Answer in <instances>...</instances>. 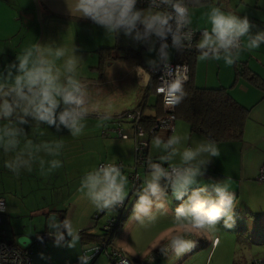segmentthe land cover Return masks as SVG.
<instances>
[{
  "label": "clouds",
  "instance_id": "obj_1",
  "mask_svg": "<svg viewBox=\"0 0 264 264\" xmlns=\"http://www.w3.org/2000/svg\"><path fill=\"white\" fill-rule=\"evenodd\" d=\"M65 2L72 16L90 19L103 27L108 35L123 32L134 41L146 44L149 52L156 51V59H149L147 63L154 70L163 65L168 76L174 72L169 63V36L171 46L183 51L193 47L195 34L199 31L195 43L198 59L223 60L227 66H232L242 52H252L264 44V30L252 34L254 25L246 15L241 17L215 4L201 14V19L206 18L210 28L193 30V11L201 6V0H149L146 9H138L137 0ZM82 61L74 44L68 47L54 42H35L26 46L16 55V60L0 72V121H3L0 123V149L5 154H13L5 161V167L17 177L21 170L32 172L35 163L39 164L42 174L63 166L58 159L64 148L63 139L38 143L29 139L22 127L30 123L29 118L34 122L32 128L38 129L43 124L59 131L63 126L72 137L84 133L92 96L88 84L78 75ZM135 71L143 78L141 83L147 84L151 80V74L143 67L137 66ZM165 84L166 87L160 89L165 107L174 108L188 95L184 81L176 76L165 80ZM110 119V114L101 115L97 127ZM191 139L188 132L178 133L175 129L167 139L153 136L151 146L162 154L157 161H153L151 155L147 158V173L133 192L137 199L127 221L139 226L154 224L158 215H168V204L172 199L181 201L171 220L179 230L166 233L157 245L162 254L176 258L196 246L195 237L217 231L221 221L225 228L235 225L237 197L231 190L232 177L209 183L202 179L211 157L220 156L217 143L208 138L192 141L189 145ZM41 153L51 159L46 160ZM128 185V177L121 166L106 162L84 172L79 191L98 212L113 214L128 197ZM47 225L49 229H55L49 235L57 246L74 248L81 239L80 230L67 217L59 220L53 214ZM95 251L97 248L85 249L78 257V264H90Z\"/></svg>",
  "mask_w": 264,
  "mask_h": 264
},
{
  "label": "crops",
  "instance_id": "obj_2",
  "mask_svg": "<svg viewBox=\"0 0 264 264\" xmlns=\"http://www.w3.org/2000/svg\"><path fill=\"white\" fill-rule=\"evenodd\" d=\"M15 1L14 3L13 1L10 2V0H0V72H3L7 65L14 62L16 55L26 46L35 43L38 36L35 30L37 25L33 14L29 13V8L26 9L24 3L22 4V0ZM213 2L214 0H212V4ZM36 6L42 28V36L38 43L54 42L68 47L74 44L77 49V55L83 58L77 71L79 78L88 84L92 96L89 106L90 111L86 120V128L90 127L88 130L99 132L101 136L107 138L109 134H113L111 130L117 120L129 112L141 110L143 119H156L159 117L158 108L156 107L158 98L150 90V84L153 79L151 78L147 84L141 83L143 78L138 76L135 71L137 66L143 67L146 71L151 68L147 61L156 59V51L149 52L146 44L134 41L132 38L125 36L123 32L117 35H108L103 27L95 24L90 19L72 16L68 11L65 0H36ZM24 10L28 12L26 13ZM239 15L241 17L246 15L254 25L251 28L252 34L264 30V0H252L251 3L247 0H240ZM192 21L191 27L193 29L210 28L205 23L203 25L200 24L199 19L195 16L192 17ZM100 49H113V51H110V55L101 59L98 53ZM171 51L173 52L172 60H174L175 54L173 50ZM128 53H131V55H128ZM198 56L199 53L194 56L193 61L192 82L194 86L208 90L225 89L236 103L249 109V119L245 124L242 139L240 141L217 143L220 156L211 157L210 162L206 166L205 176L202 179L205 183H209L213 180L224 179L227 176L232 177L238 187L236 190V203L239 202V207L236 206V208L239 211H235V213L240 218L239 223L259 226L260 228V231H250L242 224L236 227L235 233L240 237L249 239V241L252 240V247H254L250 251L251 257L249 261L244 264H250L254 260H259L260 264H264V247L257 246L259 244L264 245V183L257 181L259 171L264 167V90L255 88L244 80L234 82L235 70L241 65H245L254 75L264 81V44L252 52H242L240 58L232 66H227L223 60L200 61ZM105 113L110 114L111 119L103 122L102 127H97L98 123H101L99 117ZM29 121V124L22 125L26 133L32 131L34 123L31 118H29ZM87 122H90V125H87ZM178 122H175V130L178 133L188 132L191 135L192 139L188 141L189 145L192 144V141L206 139L201 133H190L187 124V128H185L183 125H177ZM0 123H3V121H0ZM124 128L128 139L121 140L117 138V140L106 141L105 146L108 148V152L95 161L97 166L105 162H124L131 165L124 166L125 168L122 171L130 173L133 164L134 139L131 126L127 121H123ZM50 129L64 141L62 154L58 157L62 161L63 166L52 173L42 174L39 164H36L33 165L32 172L21 170L20 175L17 177L5 167V161L10 159L13 154H5L0 149V196L5 199V214L6 212L10 215L16 214L15 212L20 214V210L14 205V195L16 193L14 188L17 180L20 182L21 193L22 191L26 192L28 189V185L26 186L25 182L29 181V178L41 176L40 181L44 183V187L54 189L57 187V182H67L69 176L73 179L83 174L82 170L87 161L84 160L82 155H68L67 135L61 136L62 133L67 132V129L61 126V129L57 131L54 126L42 124L39 132L48 134ZM104 132H106L105 135H103ZM171 134L159 132L156 136L167 139ZM149 141L148 156L151 155ZM44 158L46 160L51 159V157ZM153 160L158 159L153 158ZM164 165L167 166L166 163ZM139 173L143 178L147 172L143 168H139ZM51 194H53V200L46 204L43 201L36 202V209L26 204L30 214H34L38 210H46L45 213L48 216L55 214L60 220L67 217L71 219L73 225L80 232L87 231V233L81 237L74 248L57 246L54 238L50 239L44 246L34 249L31 264H78L79 255L85 249L93 247L98 242L97 238L100 233L92 230L89 219L96 210L90 206L88 200L86 206L84 200H79L78 205L77 197L74 194H71L67 200L63 199L61 201L59 199L58 201L56 200L57 196H54L53 192ZM171 202L172 204H168V215H158L156 222L153 224L155 228L162 229L164 232L167 230L169 232L179 230V226L174 225L171 220L175 208L181 201L172 199ZM66 204H68V208L65 207ZM62 211H65L63 219L60 218ZM124 222L125 220L122 223ZM120 227L118 226V228ZM122 229L120 230L121 232L124 231ZM117 230L111 238V243L115 248L122 250L132 262L139 264L148 255L161 253L157 245L165 238L160 236L162 232H158V235L146 236L144 240H135V243L130 242L134 248L131 250L127 248V253L123 247H116L114 240L118 234ZM2 232L6 239L4 231ZM41 232H48V229L44 228L36 233ZM26 233V231L17 233L14 235L15 237L6 240L19 246L17 239ZM228 233L232 232L228 231ZM202 235L206 236V233ZM66 239L70 238L66 237ZM216 241L217 238L212 240L210 250L215 247ZM210 250L207 253L208 255ZM102 257L104 259H95L90 264H107L106 256ZM157 259L152 262L158 261Z\"/></svg>",
  "mask_w": 264,
  "mask_h": 264
},
{
  "label": "rangeland",
  "instance_id": "obj_3",
  "mask_svg": "<svg viewBox=\"0 0 264 264\" xmlns=\"http://www.w3.org/2000/svg\"><path fill=\"white\" fill-rule=\"evenodd\" d=\"M12 1L14 3L16 2L15 0H10V2ZM247 1L250 3L252 2V0H247ZM239 2L240 0H214L213 4L211 5L215 4L217 6L222 7L225 11H232L239 15ZM23 3L26 9L29 8V13H32L35 18V22L37 26L36 27L34 26V27H35L36 33H38L37 40H36V42L38 43V41L40 40V37L42 36V28H41V24H40L38 15H37L38 10L36 6V0H22V4ZM211 5L199 7L198 9H195L193 11V16L199 19L200 24L203 25L205 23L208 26H210L206 18L201 19V14L202 12L207 11L209 9V6ZM25 12L27 13L28 11H25ZM168 51H169V56H170L169 61H171L173 57L172 56L173 52L171 50H168ZM119 119L117 121H119ZM178 124L183 125L185 128H187V125L185 123H182L179 121L177 125ZM87 125H90V122H87ZM40 128L37 129L33 127L32 131H29L27 133L28 138L32 139L36 143L40 142L41 140L52 141V140L60 139L59 135L53 132V130L51 129L49 130L50 132L48 134L43 132L44 135H40V132H39L41 131ZM89 128L90 127L85 128L84 133L79 137H72L68 129L66 133L61 134L62 137L64 135H67L66 142H67V147H68V150H67L68 155L69 156L70 155L72 156L82 155L84 160L87 161V163L85 164L82 170L83 174L86 170H91L94 166H97V163H95V161H97L98 159L102 158L105 154H107L106 152H108L107 150L108 148H106L105 146L106 141L117 140L114 134H109V136L106 138V137L101 136V133L99 132L98 133L93 132L91 131V129L88 130ZM123 130H125V128ZM151 140L149 141L148 139V141L150 142V152L152 155L151 157L152 159L153 158L158 159L161 153L152 148ZM23 142L24 141L22 138L21 146L23 145ZM41 156L47 157V156H44L43 153H41ZM133 158H134V155H133ZM120 163H122L125 167L128 165L129 166L131 165V164H126L124 162H120ZM36 164L38 163H35L34 165ZM124 174L127 175L128 177L129 173L128 171H125ZM82 175L77 176L73 179L71 178V176H69L67 182L65 181L57 182V187L54 189H47L46 186L44 187V183L40 181L41 176H37L36 178H29V181L25 182L26 186L28 185L27 186L28 189L26 190V192L22 191L21 193H20L21 190L19 188L20 182L16 179L17 183L15 182V188H14L15 189L14 191H16L14 195V198H15L14 205L16 208L20 210V214H17L19 212H15V211L14 212L16 214H11V215L8 212H6V214L4 213L3 215L4 217L2 219V231H4L6 235V239L9 240L15 237L14 235H16L17 233H20L23 231L28 232L30 230L32 233H36L45 228L44 227V224H45L44 215L47 214L45 213L46 210L45 211L38 210V211H35L34 214H30L29 210L26 208V204L30 205L32 208H35L36 202L39 203L43 201V203L46 204L53 200V194H51L52 192L54 193V196H57L56 198L57 201L58 199L60 201L63 199L67 200L71 194H74L76 192L74 195H76L77 197L76 201L78 202V205H79V200H84L86 202L85 203V206H86L88 203L87 198L83 195V193L79 191L80 179ZM130 189L131 188H130V182H129V185H128L129 195L125 199L127 203H126L124 213H123V216H126L125 222L122 223L120 228H118L117 230L118 234L116 235L115 240H114L116 247H120V246L123 247V249H126L127 253H128L127 248L129 250L134 248V246L131 243L132 242L135 243V240H138V241L142 239L144 240L146 239V236H152L154 234L158 235V232H162L160 236H164V237L166 233H169V230L164 232V230L162 229L155 228V225L153 224H150L147 226H139L135 224L134 222L127 223L132 213L135 200L137 199V197H135L133 194H130L131 193ZM237 189L238 187L236 186L235 183H233L231 190L235 191L234 192L235 195H237L236 194ZM89 204L90 206H92L90 202ZM170 204H172V202H170ZM67 205L68 204H66L65 206L66 208H68ZM237 206L239 207V202L237 203ZM235 211H239L238 208H235ZM96 212L98 211L96 210ZM95 213H93L89 219L92 225V230L97 231L98 233H100L101 225L105 223L108 220V218L117 216V213L115 211L113 214L108 213L106 211L105 215L102 216L97 223H95V221L93 220V215ZM237 215L238 214L234 213V219H235L234 227L230 229L225 228L223 225V221H221L217 225V231H215L214 233H206V236H203L202 235L203 233H202L198 237H195L197 241L196 246L190 252L183 254L179 258H176L172 256L171 254L163 255L162 258L159 257L157 259L158 261L152 262L150 264H205V263L206 264H244L246 261H249V258L251 257L250 251L254 247H252L253 246L252 240L249 241V239L240 237L237 235V233H235V231L237 230L236 227H238L239 224L240 225L242 224L243 226H246L247 229H250V231H260V228L259 226H249L242 222L239 223L240 218ZM123 226H125L124 229H122ZM121 229L124 231L121 232L120 231ZM228 231H231L232 233L229 234ZM231 234H234V235H231ZM214 238H217V241L215 243V247H213L212 250H210L211 243ZM257 246L264 247V245H260V244ZM209 250H210V253L208 255L207 253L209 252ZM102 256H105V255L104 254L100 255L96 259L98 258L104 259V257Z\"/></svg>",
  "mask_w": 264,
  "mask_h": 264
},
{
  "label": "built area",
  "instance_id": "obj_4",
  "mask_svg": "<svg viewBox=\"0 0 264 264\" xmlns=\"http://www.w3.org/2000/svg\"><path fill=\"white\" fill-rule=\"evenodd\" d=\"M149 0H137L136 7L138 9H146L148 7ZM193 29V28H192ZM196 30V29H193ZM200 32L197 31L193 40V47L190 49H185L183 51H179L176 48L171 46V37L167 38V43L169 44V49L174 51L175 57L174 60L169 61L171 65L172 73L171 76H168L164 73V67L161 65L157 69L148 68L147 71L151 74V78L155 82L154 86V94L161 101V109L162 114L158 118L155 119L152 127L149 130V134L153 135L159 132L172 133V130L175 129V116H174V108H166L164 103V95L160 91L161 88L166 87L165 80L174 79L176 76H179L186 84L189 81V70L188 65L184 61H178V57L180 55L189 54L196 50L195 43L196 39L199 38ZM157 49L159 48V41L156 42ZM178 67V68H177ZM177 68V69H176ZM165 74L164 79H161ZM123 120L127 121L131 126V131L133 133L134 139V158L133 164L128 175V180L130 182V190L131 193L135 191V188L142 183V177L139 173V168H143L145 172H147L146 160L148 158V136L142 127V114L141 110H136L133 112H129L128 114L120 117L119 121H117L112 128V133L114 136L121 140H127L128 136L123 130ZM106 132L103 133L105 135ZM143 133V135H141ZM156 161V160H153ZM106 163V162H105ZM102 164V163H101ZM121 166L122 170H124V165L122 163H116ZM100 165V164H99ZM165 166V165H164ZM167 167V166H165ZM257 181L259 183H264V167H262L259 171V175L257 177ZM127 201H124L123 206L118 207L115 212L117 213L116 217L108 218V220L101 225L100 228V238L96 245L91 248H97L93 255L94 261L100 255H105L107 258L108 264H137L132 262L128 256L120 249L115 248L111 243V238L115 233V228L118 222V219L123 216L124 209ZM6 205L5 199L0 196V264H31V259L34 254V249L36 247H42L44 244L52 239L49 235V232H41L34 234L33 239L26 247L16 246L13 243L7 241L4 238L2 232V219L5 213ZM105 215L104 211L96 212L93 215V220L97 223L102 216ZM164 254L159 253L158 255L150 254L145 260H143L139 264H149L154 261L156 258L163 257ZM251 264H260L259 260L253 261Z\"/></svg>",
  "mask_w": 264,
  "mask_h": 264
},
{
  "label": "trees",
  "instance_id": "obj_5",
  "mask_svg": "<svg viewBox=\"0 0 264 264\" xmlns=\"http://www.w3.org/2000/svg\"><path fill=\"white\" fill-rule=\"evenodd\" d=\"M212 0H201V6L211 5ZM113 49H100L99 55L102 58L110 55ZM198 51L189 54L180 55L178 61H184L188 65L189 81L184 84L187 92L186 98L175 106L174 116L176 121L184 122L188 125L190 133H201L206 139L211 138L216 143L240 141L243 136L244 127L249 119V109H246L236 103L225 89H199L192 82L193 61ZM131 55V53H128ZM244 80L255 88L264 90V81L254 75L245 65L237 67L235 70V83ZM154 80L151 81L150 90L154 94ZM158 115L161 114V101L157 99ZM155 118H142V126L148 139L156 136L150 135L149 130L152 127ZM169 134V133H168ZM148 154V153H147ZM157 161V160H156ZM65 211L60 213L63 219ZM126 216L118 219L115 231L120 227ZM87 231L80 232L83 237ZM100 235L98 236V240ZM255 261V260H254ZM253 262V261H252ZM251 262V263H252ZM250 263V264H251Z\"/></svg>",
  "mask_w": 264,
  "mask_h": 264
},
{
  "label": "water",
  "instance_id": "obj_6",
  "mask_svg": "<svg viewBox=\"0 0 264 264\" xmlns=\"http://www.w3.org/2000/svg\"><path fill=\"white\" fill-rule=\"evenodd\" d=\"M63 107V105H61ZM51 215H44L45 224L44 227L48 229V232L55 231V229H49L47 225V220ZM60 220V219H59ZM34 233H32L30 230L22 237L17 239V244L21 247H26L30 244L31 239H33Z\"/></svg>",
  "mask_w": 264,
  "mask_h": 264
}]
</instances>
